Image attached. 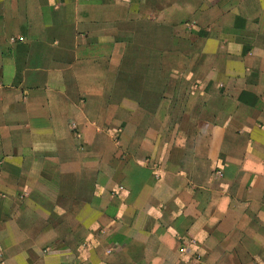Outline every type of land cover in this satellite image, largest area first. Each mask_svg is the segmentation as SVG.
Returning a JSON list of instances; mask_svg holds the SVG:
<instances>
[{
    "label": "crops",
    "instance_id": "0c3cea01",
    "mask_svg": "<svg viewBox=\"0 0 264 264\" xmlns=\"http://www.w3.org/2000/svg\"><path fill=\"white\" fill-rule=\"evenodd\" d=\"M127 1L0 0V264H264V0L220 4L170 126L111 93Z\"/></svg>",
    "mask_w": 264,
    "mask_h": 264
},
{
    "label": "rangeland",
    "instance_id": "374dc122",
    "mask_svg": "<svg viewBox=\"0 0 264 264\" xmlns=\"http://www.w3.org/2000/svg\"><path fill=\"white\" fill-rule=\"evenodd\" d=\"M134 1L122 2L121 18L118 13H111L95 23V27L121 31L115 36L122 40L121 65L113 72L111 93L121 91L122 99L130 96V100L152 114L167 99L168 125L182 117V125H188L190 118L182 115L184 101L188 91L193 90V83L204 75L201 42L216 29L214 13L220 4L229 10L234 5L229 0L217 4L213 0ZM65 33L62 39L67 41L71 34ZM5 39L16 41L17 37L6 32L0 43Z\"/></svg>",
    "mask_w": 264,
    "mask_h": 264
}]
</instances>
